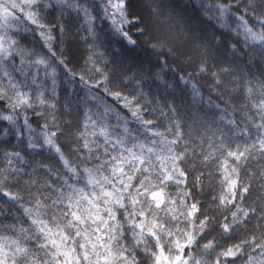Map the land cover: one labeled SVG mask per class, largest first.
I'll list each match as a JSON object with an SVG mask.
<instances>
[{
    "label": "snow or ice",
    "instance_id": "obj_1",
    "mask_svg": "<svg viewBox=\"0 0 264 264\" xmlns=\"http://www.w3.org/2000/svg\"><path fill=\"white\" fill-rule=\"evenodd\" d=\"M0 264H264V0H0Z\"/></svg>",
    "mask_w": 264,
    "mask_h": 264
}]
</instances>
